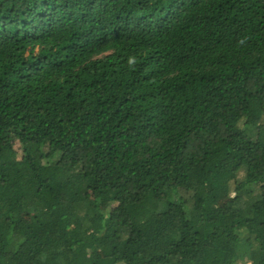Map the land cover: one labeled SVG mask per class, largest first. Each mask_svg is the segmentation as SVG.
Masks as SVG:
<instances>
[{
    "label": "trees",
    "instance_id": "1",
    "mask_svg": "<svg viewBox=\"0 0 264 264\" xmlns=\"http://www.w3.org/2000/svg\"><path fill=\"white\" fill-rule=\"evenodd\" d=\"M0 264H264V0H0Z\"/></svg>",
    "mask_w": 264,
    "mask_h": 264
},
{
    "label": "rangeland",
    "instance_id": "2",
    "mask_svg": "<svg viewBox=\"0 0 264 264\" xmlns=\"http://www.w3.org/2000/svg\"><path fill=\"white\" fill-rule=\"evenodd\" d=\"M17 146H15V148H16Z\"/></svg>",
    "mask_w": 264,
    "mask_h": 264
}]
</instances>
